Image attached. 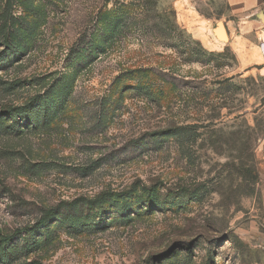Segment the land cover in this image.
<instances>
[{
	"label": "rangeland",
	"instance_id": "obj_1",
	"mask_svg": "<svg viewBox=\"0 0 264 264\" xmlns=\"http://www.w3.org/2000/svg\"><path fill=\"white\" fill-rule=\"evenodd\" d=\"M226 15L0 0V264H264L257 183L231 170L253 166L264 78L239 76Z\"/></svg>",
	"mask_w": 264,
	"mask_h": 264
},
{
	"label": "crops",
	"instance_id": "obj_2",
	"mask_svg": "<svg viewBox=\"0 0 264 264\" xmlns=\"http://www.w3.org/2000/svg\"><path fill=\"white\" fill-rule=\"evenodd\" d=\"M226 3L225 45L236 58L239 76L264 78V0H226ZM258 111L252 113L251 121L248 119L249 127L256 126ZM254 160L264 229V135L256 141Z\"/></svg>",
	"mask_w": 264,
	"mask_h": 264
},
{
	"label": "trees",
	"instance_id": "obj_3",
	"mask_svg": "<svg viewBox=\"0 0 264 264\" xmlns=\"http://www.w3.org/2000/svg\"><path fill=\"white\" fill-rule=\"evenodd\" d=\"M24 112H26V111H24L22 109H16L14 111V114L18 116V115L23 114ZM2 115H3V117L7 118V117L11 116L12 113L10 111H4ZM257 122H256V126L258 124ZM256 126L253 128H256ZM250 128H252V127H250ZM236 133L237 132H234V131L229 132L228 133L229 136H227V137H229L230 139L229 138L226 139L220 134L218 137L215 136L216 137L215 140H217V142H221L223 144H226L227 142H230L232 140L231 138L234 137L236 135ZM263 135H264V131H263L262 136ZM236 141L237 140H233L232 144H234ZM247 142H248V140L247 141L245 140L241 146V152H242L241 155L246 154ZM253 156H254V153H253ZM239 160H240L239 164L236 166H233V168L231 170L235 171L242 180L250 181V182H253L254 184H256L258 181V175H257L256 168H255V160L253 159V166L248 165L249 159L244 160V158L239 157ZM54 217H55V214L52 211L44 212L43 216L40 218V223H44L45 221L50 220Z\"/></svg>",
	"mask_w": 264,
	"mask_h": 264
},
{
	"label": "water",
	"instance_id": "obj_4",
	"mask_svg": "<svg viewBox=\"0 0 264 264\" xmlns=\"http://www.w3.org/2000/svg\"><path fill=\"white\" fill-rule=\"evenodd\" d=\"M214 34L217 38L221 39L222 41H226V33L224 30V26L221 23L216 24Z\"/></svg>",
	"mask_w": 264,
	"mask_h": 264
},
{
	"label": "bare ground",
	"instance_id": "obj_5",
	"mask_svg": "<svg viewBox=\"0 0 264 264\" xmlns=\"http://www.w3.org/2000/svg\"><path fill=\"white\" fill-rule=\"evenodd\" d=\"M211 46H214V44L213 45L211 44Z\"/></svg>",
	"mask_w": 264,
	"mask_h": 264
}]
</instances>
